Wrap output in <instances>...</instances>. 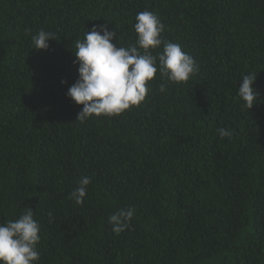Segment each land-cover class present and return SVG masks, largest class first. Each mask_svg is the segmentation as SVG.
<instances>
[{"label": "trees", "instance_id": "16d2710c", "mask_svg": "<svg viewBox=\"0 0 264 264\" xmlns=\"http://www.w3.org/2000/svg\"><path fill=\"white\" fill-rule=\"evenodd\" d=\"M145 10L199 72H157L139 106L76 122L75 41L107 25L126 47ZM40 30L55 39L37 51ZM250 73L252 109L238 97ZM127 206L117 235L108 217ZM27 208L39 264H264V0H0V223Z\"/></svg>", "mask_w": 264, "mask_h": 264}, {"label": "clouds", "instance_id": "9594fccd", "mask_svg": "<svg viewBox=\"0 0 264 264\" xmlns=\"http://www.w3.org/2000/svg\"><path fill=\"white\" fill-rule=\"evenodd\" d=\"M135 21L136 39L126 47L119 46L118 41L112 43L116 33L109 31L107 25L86 30L83 39L75 41L74 64L78 65L79 78L69 87L67 96L76 105L83 106L76 122L83 123L92 117L117 116L139 106L157 72L162 79L174 84L187 82L199 72V64L180 44L163 38L164 25L156 13L138 12ZM54 39V33L40 30L32 36L34 49L47 50L49 41ZM255 80L256 75H244L238 87V97L248 109L258 102V93L252 86ZM160 91H165L164 85L160 86ZM217 131L221 138L232 135L224 128ZM91 183L90 177H81L69 199L83 205ZM134 215V206L110 214L111 231L119 235L127 230ZM39 232L40 224L30 208L17 219L0 223V264H39Z\"/></svg>", "mask_w": 264, "mask_h": 264}]
</instances>
